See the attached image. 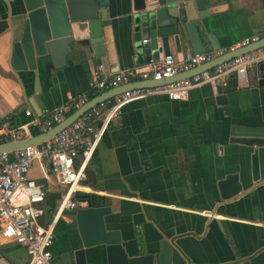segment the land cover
<instances>
[{"label": "crops", "instance_id": "obj_1", "mask_svg": "<svg viewBox=\"0 0 264 264\" xmlns=\"http://www.w3.org/2000/svg\"><path fill=\"white\" fill-rule=\"evenodd\" d=\"M209 2L211 13L203 20L205 25H199L205 51L254 34L264 38V0ZM131 5L132 0H107L111 24L103 28L106 55L100 64L93 54L87 58L68 54L57 68L48 57L41 59L36 71L38 98L44 104L40 113L103 93L88 88L90 72L98 65L110 74L151 61L134 63L124 18ZM22 11V0H0V19L13 23L0 33V122H25L29 119L25 110L35 113L34 74L14 70L10 59L12 41L21 33L22 18L16 15ZM169 50L181 59L182 52L192 48L176 51L170 39ZM215 82L226 88L222 101L207 82L192 88L182 100L150 94L125 102L105 119L80 191L95 194L110 209L105 226L120 231L129 254L137 253V247L142 253H156L166 241L185 264H264V144L236 141L264 140V86L258 84L255 66L242 78L231 73ZM104 102L107 109L113 107V98ZM254 151L257 180L252 173ZM29 174L41 177L37 163ZM230 174L237 176L241 191L223 200L219 182ZM75 212L66 211L56 224L51 264H63L61 255L71 254L72 243L81 246L72 218ZM0 255L2 264L28 260L22 246L4 239H0ZM96 255L98 264H107L102 245L86 250L87 264H96Z\"/></svg>", "mask_w": 264, "mask_h": 264}, {"label": "water", "instance_id": "obj_2", "mask_svg": "<svg viewBox=\"0 0 264 264\" xmlns=\"http://www.w3.org/2000/svg\"><path fill=\"white\" fill-rule=\"evenodd\" d=\"M22 4L23 11L16 15L17 18H22L21 33L12 41L10 59L14 70L29 71L34 74V91L38 94L33 97L35 102L32 106L35 113L40 114L44 104L38 98L40 91L36 71L41 59L48 57L53 67L57 68L65 64L68 54L80 55L84 58L93 54L96 62L100 64V58L106 55L102 38L103 28L110 25L111 21L105 8L107 0H22ZM210 13L209 0H132V5L124 18L132 38L134 63L141 64L147 59L157 60L160 52L163 55L169 54L170 39L173 40L176 51H181L190 45L192 52H204L205 47L200 37L199 25H205L203 20ZM10 25H13L11 19L1 18L0 33ZM14 29L12 28V33H15ZM142 39L146 41L143 42ZM262 46H264V38L219 56L187 73L158 81L127 83L105 91L88 100L51 130L30 139L4 144L0 146V152L39 144L56 135L85 111L128 89L154 87L181 79ZM255 67L258 84L264 86V58L258 61ZM211 84L218 101L224 100L222 91L226 88L219 86L215 81ZM236 141L247 145L264 144V140L251 137L237 138ZM252 173L253 179L257 180L256 151L252 155ZM219 186L223 200L237 195L242 187L235 174L227 175L219 182ZM59 196L58 191L50 189L47 192L46 203L49 209L55 207ZM109 212L110 209L107 206L94 205L90 199H87V207L76 210L72 218L77 224L81 246L75 248L76 245L72 243L71 254L65 252L61 255L63 264H87L86 250L99 245L104 247L107 264H185V259L166 241L160 243L159 251L156 253H142L137 247L135 249L137 253L129 254L122 245L120 231L107 229L105 226L104 216ZM43 220L44 215L38 219L40 224ZM97 258L96 255V262ZM2 263L4 260L0 255V264Z\"/></svg>", "mask_w": 264, "mask_h": 264}, {"label": "built area", "instance_id": "obj_3", "mask_svg": "<svg viewBox=\"0 0 264 264\" xmlns=\"http://www.w3.org/2000/svg\"><path fill=\"white\" fill-rule=\"evenodd\" d=\"M258 40L260 36L254 34L228 46L202 53L185 50L181 59L169 53L151 60L144 67L133 66L110 74H106L103 67L98 65L90 72L88 88L101 93L127 83L169 79ZM263 58L264 46L181 79L154 87L128 89L113 98L111 109H107L102 101L41 143L0 152V239L22 246L28 256L25 264H51L54 230L58 220L66 211L87 207V199L79 200L75 194L83 189L85 169L104 132L107 116L111 117L125 102L150 94H165L171 100H182L192 88L202 83L222 79L231 73L236 78H242ZM86 102L87 98L80 97L40 114L27 109L24 113L29 119L25 122H0V146L51 130ZM34 163L38 164L42 172L39 178L29 175ZM52 187L59 189L60 196L47 221L42 206L46 205L47 209L46 194ZM42 215L44 220L40 224L38 219Z\"/></svg>", "mask_w": 264, "mask_h": 264}, {"label": "trees", "instance_id": "obj_4", "mask_svg": "<svg viewBox=\"0 0 264 264\" xmlns=\"http://www.w3.org/2000/svg\"><path fill=\"white\" fill-rule=\"evenodd\" d=\"M6 121H8V120H6ZM8 122H10V121H8ZM11 123H13V124H19L20 122L18 123V121H15V123L14 122H11ZM75 197L77 199H79V200H81V199H90L91 202L94 205H99L101 203L100 198L98 196H96L95 194H91V193L77 192L75 194Z\"/></svg>", "mask_w": 264, "mask_h": 264}, {"label": "rangeland", "instance_id": "obj_5", "mask_svg": "<svg viewBox=\"0 0 264 264\" xmlns=\"http://www.w3.org/2000/svg\"><path fill=\"white\" fill-rule=\"evenodd\" d=\"M38 173H40V171H38ZM44 208V210L46 211L45 212V219L48 221L51 217V213L53 212L54 208H50L47 206V209H46V205H43L42 206ZM66 214V213H65Z\"/></svg>", "mask_w": 264, "mask_h": 264}]
</instances>
